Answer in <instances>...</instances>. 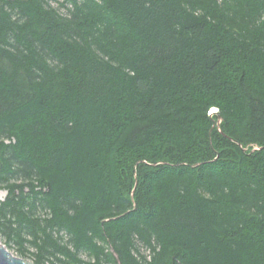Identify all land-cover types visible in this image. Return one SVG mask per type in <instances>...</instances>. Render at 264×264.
Returning a JSON list of instances; mask_svg holds the SVG:
<instances>
[{"label": "trees", "instance_id": "trees-1", "mask_svg": "<svg viewBox=\"0 0 264 264\" xmlns=\"http://www.w3.org/2000/svg\"><path fill=\"white\" fill-rule=\"evenodd\" d=\"M0 190L36 264H264V0H0Z\"/></svg>", "mask_w": 264, "mask_h": 264}, {"label": "water", "instance_id": "water-1", "mask_svg": "<svg viewBox=\"0 0 264 264\" xmlns=\"http://www.w3.org/2000/svg\"><path fill=\"white\" fill-rule=\"evenodd\" d=\"M221 118L218 119L216 125L219 127ZM199 163L193 164V166ZM1 200V198H0ZM0 264H36L29 259L14 255L7 247L0 241Z\"/></svg>", "mask_w": 264, "mask_h": 264}, {"label": "rangeland", "instance_id": "rangeland-1", "mask_svg": "<svg viewBox=\"0 0 264 264\" xmlns=\"http://www.w3.org/2000/svg\"><path fill=\"white\" fill-rule=\"evenodd\" d=\"M54 4H55V3H54ZM214 109H215V108H213L212 111H216V110H214ZM0 192L2 193L1 196H0V198L3 199V198L5 197V194H6V193H5V191H3V190H0ZM11 252L15 255V253H14L13 251H11ZM29 260H30V259H29Z\"/></svg>", "mask_w": 264, "mask_h": 264}, {"label": "bare ground", "instance_id": "bare-ground-1", "mask_svg": "<svg viewBox=\"0 0 264 264\" xmlns=\"http://www.w3.org/2000/svg\"><path fill=\"white\" fill-rule=\"evenodd\" d=\"M214 110H215V109H214ZM1 194H2V193L0 192V196H1Z\"/></svg>", "mask_w": 264, "mask_h": 264}, {"label": "built area", "instance_id": "built-area-1", "mask_svg": "<svg viewBox=\"0 0 264 264\" xmlns=\"http://www.w3.org/2000/svg\"><path fill=\"white\" fill-rule=\"evenodd\" d=\"M216 110V109H215ZM211 112V111H210Z\"/></svg>", "mask_w": 264, "mask_h": 264}]
</instances>
